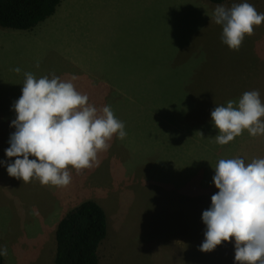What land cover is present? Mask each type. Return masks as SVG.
Segmentation results:
<instances>
[{
	"label": "rangeland",
	"instance_id": "1",
	"mask_svg": "<svg viewBox=\"0 0 264 264\" xmlns=\"http://www.w3.org/2000/svg\"><path fill=\"white\" fill-rule=\"evenodd\" d=\"M241 2L62 0L33 30L0 26V162L15 160L5 149L25 72L75 76L77 90L98 109L110 105L127 133L98 166H69L67 187L24 183L0 163L3 264H54L57 222L85 200L107 216L100 264H236L234 238L210 252L199 246L217 162L264 158V135L244 130L220 145L211 119L245 91L259 90L264 103V22L233 51L211 19L217 5ZM247 2L264 13V0Z\"/></svg>",
	"mask_w": 264,
	"mask_h": 264
},
{
	"label": "clouds",
	"instance_id": "2",
	"mask_svg": "<svg viewBox=\"0 0 264 264\" xmlns=\"http://www.w3.org/2000/svg\"><path fill=\"white\" fill-rule=\"evenodd\" d=\"M211 19L222 27V43L239 51L245 37L254 34V26L264 22V13L243 0L230 7L217 5ZM24 77L22 95L12 105L16 117L10 126L15 131L5 149L6 156L15 160L0 162L6 164L9 176L24 183L36 179L42 186L67 187L72 180L69 166L77 173L98 166V154L109 150L113 137H126L125 123L111 106L98 109L90 103L73 83L75 76L66 80L53 73L37 78L25 72ZM211 119L220 145L244 130L253 137L264 135L259 90L245 91L226 106L217 105ZM214 170L218 191L202 212L206 231L199 250L210 252L234 238L236 264H264V158L249 163L241 157L220 159ZM7 254V248L0 247V255Z\"/></svg>",
	"mask_w": 264,
	"mask_h": 264
},
{
	"label": "trees",
	"instance_id": "3",
	"mask_svg": "<svg viewBox=\"0 0 264 264\" xmlns=\"http://www.w3.org/2000/svg\"><path fill=\"white\" fill-rule=\"evenodd\" d=\"M62 0H0V26L30 31L53 16ZM220 4L227 0H208ZM107 234L105 210L85 200L68 210L55 229L54 264H100L98 247ZM3 264V255H0Z\"/></svg>",
	"mask_w": 264,
	"mask_h": 264
},
{
	"label": "crops",
	"instance_id": "4",
	"mask_svg": "<svg viewBox=\"0 0 264 264\" xmlns=\"http://www.w3.org/2000/svg\"><path fill=\"white\" fill-rule=\"evenodd\" d=\"M58 223V222H57Z\"/></svg>",
	"mask_w": 264,
	"mask_h": 264
}]
</instances>
